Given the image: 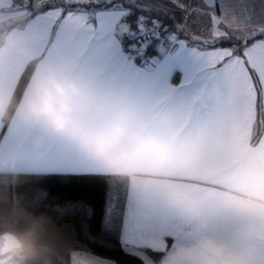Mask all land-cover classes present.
Listing matches in <instances>:
<instances>
[{
	"label": "crops",
	"instance_id": "obj_1",
	"mask_svg": "<svg viewBox=\"0 0 264 264\" xmlns=\"http://www.w3.org/2000/svg\"><path fill=\"white\" fill-rule=\"evenodd\" d=\"M112 1L48 4L0 40V172L129 174L121 240L145 264H264V0L94 4ZM16 2L0 0V23ZM141 14L182 31L149 67L124 43ZM205 24L213 38L200 41ZM231 37L245 44L207 45ZM9 254L1 264L20 243L4 233Z\"/></svg>",
	"mask_w": 264,
	"mask_h": 264
},
{
	"label": "trees",
	"instance_id": "obj_2",
	"mask_svg": "<svg viewBox=\"0 0 264 264\" xmlns=\"http://www.w3.org/2000/svg\"><path fill=\"white\" fill-rule=\"evenodd\" d=\"M116 1L119 0L94 4L110 6ZM77 4L69 3L70 6ZM127 5L132 7L133 14L144 11L134 4ZM158 15L160 26L174 31L178 40L182 31L164 15ZM124 43L133 50L127 37ZM243 44V40L231 37L207 45H236L240 49ZM157 53L154 52V57ZM35 64L36 60L28 64L18 83L5 113V125L19 103ZM129 179V174L0 172V235L16 236L22 264H73L72 253L76 250L110 258L116 264H145L141 256L127 251L121 240ZM112 185L117 201L107 224L105 212ZM146 251L157 263L162 257V252Z\"/></svg>",
	"mask_w": 264,
	"mask_h": 264
},
{
	"label": "rangeland",
	"instance_id": "obj_3",
	"mask_svg": "<svg viewBox=\"0 0 264 264\" xmlns=\"http://www.w3.org/2000/svg\"><path fill=\"white\" fill-rule=\"evenodd\" d=\"M62 1L63 0H17V2L12 6L13 11L16 12V17L11 19L10 21H5V22L0 23V40H4V39L6 40L7 33L12 26L14 27L22 26L25 23V21L30 16L34 15V13L37 10H41L43 7H45L48 4L57 5L58 3H61ZM68 1H72V0H68ZM66 7H70V5L66 4ZM152 16L159 18L156 15H152ZM212 28H214L212 25H211V28H210V25H206V24L199 25L196 28H194L191 32L199 36V37H195L196 39H200V41H205L206 39L210 40L213 38L211 35ZM215 29H217V27ZM214 34H217V30L214 31ZM128 35H126V37H128ZM169 47H173V46H169ZM135 65L138 66V63L136 62ZM113 185L109 193L107 205H106L105 222L107 224H109L113 208L117 201V194H116L115 187H113ZM80 252L84 254L83 251H80ZM85 253L88 254V257H85L84 255L83 256L74 255L73 264H116L115 261L110 258L101 257V256L88 253V252H85ZM13 263L22 264V259L16 256V258L13 260Z\"/></svg>",
	"mask_w": 264,
	"mask_h": 264
},
{
	"label": "built area",
	"instance_id": "obj_4",
	"mask_svg": "<svg viewBox=\"0 0 264 264\" xmlns=\"http://www.w3.org/2000/svg\"><path fill=\"white\" fill-rule=\"evenodd\" d=\"M159 21V18L147 14L138 15L133 21L135 28L127 38L131 41L132 51L137 54L138 64L141 66H151L154 52L174 46L177 42L174 31L163 29Z\"/></svg>",
	"mask_w": 264,
	"mask_h": 264
},
{
	"label": "clouds",
	"instance_id": "obj_5",
	"mask_svg": "<svg viewBox=\"0 0 264 264\" xmlns=\"http://www.w3.org/2000/svg\"><path fill=\"white\" fill-rule=\"evenodd\" d=\"M59 87V85H57ZM49 89L48 86L45 85H40L37 89V93L32 101V106L37 110V111H46L47 110V93Z\"/></svg>",
	"mask_w": 264,
	"mask_h": 264
},
{
	"label": "water",
	"instance_id": "obj_6",
	"mask_svg": "<svg viewBox=\"0 0 264 264\" xmlns=\"http://www.w3.org/2000/svg\"><path fill=\"white\" fill-rule=\"evenodd\" d=\"M12 257H13L12 254H9V255L4 256V257H0V264H1V263H6V262H8L9 260L12 259Z\"/></svg>",
	"mask_w": 264,
	"mask_h": 264
}]
</instances>
